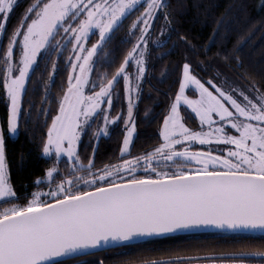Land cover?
I'll use <instances>...</instances> for the list:
<instances>
[{
    "label": "snow or ice",
    "instance_id": "obj_1",
    "mask_svg": "<svg viewBox=\"0 0 264 264\" xmlns=\"http://www.w3.org/2000/svg\"><path fill=\"white\" fill-rule=\"evenodd\" d=\"M16 4L17 0H0V33ZM141 8L129 30V36H135L132 48L114 73L99 72L102 61L109 66L115 63L113 53L106 50L113 34ZM167 8V0H35L22 14L7 47L0 50V90L9 101L6 125L0 124V264H64L67 260L83 264L76 258L102 251L112 242L131 243L144 236L200 227L264 233L261 86L225 87L227 81L215 83L219 74L202 82L195 67L203 61L194 66L185 58L179 91L159 128L160 142L132 154L145 51L161 17V32L170 27ZM92 36L98 37L95 42ZM65 51L69 52L66 58ZM52 53L65 60L68 75L58 99L51 95L57 60L44 82L45 100L51 98L58 105L50 123L46 116L40 137L42 154L50 160L43 178L47 187L33 191L24 203H15L20 197L10 178L6 134L18 135L32 76L39 61L51 59ZM121 80L127 110L112 115L114 89ZM189 85L195 86L196 98L185 95ZM181 101L199 119V131L187 126L192 117L181 114ZM45 111L51 109H41ZM101 119L94 133L97 138L101 133L110 135L109 126L120 121L124 135L117 162L97 168L95 148L84 163L78 145L82 133ZM61 163L66 172L61 171ZM42 182L41 178L34 181L37 188ZM226 255L238 258L231 264H264V252L259 250Z\"/></svg>",
    "mask_w": 264,
    "mask_h": 264
},
{
    "label": "trees",
    "instance_id": "obj_2",
    "mask_svg": "<svg viewBox=\"0 0 264 264\" xmlns=\"http://www.w3.org/2000/svg\"><path fill=\"white\" fill-rule=\"evenodd\" d=\"M35 0H17L14 10L10 13L6 28L0 40V50L7 47L8 37L16 29L26 8ZM171 25L161 32L163 17L156 22L151 41L146 49L145 78H142L141 98L134 109L136 121V138L133 155L150 150L160 142L158 132L162 118L167 114L171 102L179 88L182 65L185 58L195 67L199 79L207 81L217 77L215 83L224 81L238 83L248 89L252 83L264 88V7L262 0H167ZM143 11L133 12L124 21L108 42L107 51L115 57L111 66L101 62L99 72H115V68L123 61V57L135 43V36H129V30L136 16ZM139 34L138 31L136 33ZM180 37L186 38L182 40ZM91 37V41H93ZM131 42H128V41ZM158 40L161 46H156ZM69 50L71 45L68 46ZM205 51L207 54L205 55ZM69 55L64 52V57ZM227 57V58H226ZM57 60L59 68L55 73V84L51 87V95L59 98L63 95L68 72L63 58L58 59L57 53L51 54V59H41L32 81L24 97L25 115L20 119L19 133L13 138L6 134V155L10 165V178L20 199L15 203H24L25 198L33 191L46 189L43 181L45 169L50 166V160L42 156L41 132L45 131L44 123L47 116L50 123L58 105L51 98L45 100L44 82L48 80V72L52 71V61ZM47 66V67H46ZM134 69H130L133 71ZM96 73L91 74L93 80ZM227 84V83H226ZM225 84V85H226ZM123 80L116 85L113 96L114 110L112 115L123 110L126 113V99L123 91ZM190 95L194 92L190 91ZM29 105L32 106L30 116L27 115ZM51 109V112H41V109ZM181 114H189L192 118L186 120L188 127L199 130V119L185 107H180ZM8 109L3 90H0V124L7 121ZM102 124V119L96 121L87 134L81 135L78 151L84 163L87 157L93 156L97 168L106 163H115L120 155L123 140V121L109 126V134H101L97 138L94 133ZM23 154V160H21ZM127 158V157H125ZM62 172L67 168L60 164ZM42 179L39 188L34 181ZM58 179V177L56 178ZM117 248V247H114ZM111 248V249H114ZM131 257L130 261L163 260L176 257H187L208 254L231 253L235 251L259 250L264 252V235L230 232H206L194 234L173 235L147 239L119 246ZM126 255V254H125ZM123 256H115L118 260ZM217 264L224 261L231 264L233 259H214ZM206 260L196 261L204 264ZM117 262L116 264H118Z\"/></svg>",
    "mask_w": 264,
    "mask_h": 264
},
{
    "label": "water",
    "instance_id": "obj_3",
    "mask_svg": "<svg viewBox=\"0 0 264 264\" xmlns=\"http://www.w3.org/2000/svg\"><path fill=\"white\" fill-rule=\"evenodd\" d=\"M206 232H230V233H248V234H259V235H264V233L256 231V232H234L231 231L227 228L221 229L218 227H200V228H195V229H189L185 231H178V232H173V233H165L161 235H153V236H144L138 238L134 242H112L110 243L104 250L111 249L114 247H119L123 245H128V244H134L137 242L145 241L147 239H152V238H160V237H166V236H173V235H182V234H194V233H206ZM103 251V250H102ZM225 255H220V254H208V255H197V256H187V257H176V258H169V259H163L159 261H154L148 264H168V263H174L179 259L183 263H194L196 261H203V260H210V259H238L235 257H230L226 255L227 253H224ZM245 259H259V257H247Z\"/></svg>",
    "mask_w": 264,
    "mask_h": 264
},
{
    "label": "flooded vegetation",
    "instance_id": "obj_4",
    "mask_svg": "<svg viewBox=\"0 0 264 264\" xmlns=\"http://www.w3.org/2000/svg\"><path fill=\"white\" fill-rule=\"evenodd\" d=\"M129 251L127 252L124 249H119L114 248V249H107V250H103V251H96L94 252L92 255L90 256H80L77 257L76 260L82 261L83 264H98V261L103 260L104 264H116L117 262H119L118 264H148L154 261H159V260H146V261H140V262H132L130 261L131 257L128 256ZM126 254V255H125ZM123 256L118 260H112L113 257L115 256ZM64 264H74V261L72 260H67L64 261ZM168 264H175L174 263H168ZM181 264H196V263H183L181 262Z\"/></svg>",
    "mask_w": 264,
    "mask_h": 264
},
{
    "label": "rangeland",
    "instance_id": "obj_5",
    "mask_svg": "<svg viewBox=\"0 0 264 264\" xmlns=\"http://www.w3.org/2000/svg\"><path fill=\"white\" fill-rule=\"evenodd\" d=\"M1 36H2V33H0V40H1ZM94 39H93V41H91V42H95V40L98 38L97 36H92ZM157 42H160V41H158V40H154V43H157ZM90 46V45H89ZM145 54H146V51H145ZM144 59H145V57H144ZM228 85H231L233 88H236V87H239L240 89H245V90H247L246 88H244L242 85H240V84H238V83H233V82H227V84L225 85V87H227ZM195 88V86L194 85H189V86H187L186 88H185V95L186 96H188L189 98H196L197 96H198V92H195V91H193V89ZM178 91H179V88H178ZM177 91V92H178ZM190 91H192V92H194V95H190ZM5 94V93H4ZM5 100H6V104H7V109H8V107H9V101H8V98H7V96H6V94H5ZM185 107V108H187L184 104H183V101H181V104H180V107ZM188 109V108H187ZM126 110H127V101H126ZM190 110V109H189ZM191 111V110H190ZM199 121V120H198ZM199 126H200V121H199ZM200 130V129H199ZM199 130H197V131H199ZM204 130H207V127L205 126V128H204ZM101 134H103V133H101ZM11 137H13V136H11ZM16 136H14L13 138H15ZM42 156H43V154H42ZM44 157V156H43ZM44 158H46V159H49L48 157H44ZM44 178V177H43ZM43 181L44 182H46L47 183V181L46 180H44L43 179Z\"/></svg>",
    "mask_w": 264,
    "mask_h": 264
}]
</instances>
